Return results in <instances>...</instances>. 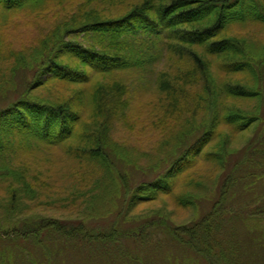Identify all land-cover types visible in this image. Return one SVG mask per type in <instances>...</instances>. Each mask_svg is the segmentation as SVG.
Wrapping results in <instances>:
<instances>
[{
    "label": "trees",
    "instance_id": "obj_1",
    "mask_svg": "<svg viewBox=\"0 0 264 264\" xmlns=\"http://www.w3.org/2000/svg\"><path fill=\"white\" fill-rule=\"evenodd\" d=\"M53 1L55 6H62L71 0ZM95 1L81 3L89 5ZM48 2L0 0V16L7 18L16 11L34 13L44 9ZM104 3L120 4L118 0ZM74 6L68 5L66 12L73 15H67L68 20L64 18L65 21L55 26L54 33L44 36L28 52L6 51L0 42V93H6L9 98L8 103L0 106V264H16L19 255L24 257L29 248L42 256L45 264H53L52 259L57 261L68 251L92 264H148L150 255L169 245L193 254L204 264H256L254 259L264 264V57L251 44L230 35L233 25L264 23L261 15L264 12L257 0H128L127 13L100 21H88L95 11L77 14L78 11H71ZM79 35L97 51L74 45ZM160 37L171 45V52L182 56L185 53L199 70L205 69V55L220 56L228 67L221 65L219 71L230 74L242 71L244 76L248 75L246 80L254 82L223 84L226 87L218 84L216 92L211 93L212 117L193 146L209 145L217 124L232 128L233 133L229 140V135L217 136L213 147L222 160L226 159L217 175L220 183L213 209L191 224L176 225L168 216L134 213L139 204L156 202L159 195L146 194L162 191L172 178H165V183L154 178L132 190L121 170L112 167L115 150L105 142V135L96 134L97 124L92 122L99 116L111 118L125 114L130 95L120 82L113 85L107 81L114 80V75L120 72L152 67L158 59V55H152L156 50L152 40L158 41ZM180 46L197 50H182ZM49 83L80 88L76 104L64 95L48 101L38 95L31 97ZM172 94L176 100L184 101L178 95L181 92ZM219 97L260 101L249 107L247 113L222 103ZM177 103L172 102L173 107ZM105 125L108 126L104 124L98 129L108 132L109 126L105 128ZM251 130L258 132L245 140L240 152L233 150L242 134ZM54 148L65 153L63 159L77 162L79 167L74 170L87 187L77 190L76 195H71L72 186L67 188L69 198L79 200V206L67 207L68 216L57 219L29 215L30 203L44 199L43 206H52L49 195L62 196L66 191L61 190L60 184L51 188L57 182L52 177L54 173H49L52 170L47 168H54L58 158L53 154L41 156ZM193 148L196 155L198 147ZM189 149L192 148L181 151L177 161L171 163V173L187 168L184 161H179L189 154ZM117 153L116 159L120 160L124 153ZM107 168L111 173L117 172L123 192L115 210L109 199L113 193L108 181H113L106 179ZM170 169L158 177L166 176ZM105 188L108 194L101 195ZM179 196L180 200H191ZM174 199L173 202H178ZM67 200L60 197L55 202ZM179 204L183 206L185 202ZM243 227L251 234L248 251L239 239ZM259 245L262 258L251 251ZM17 248L21 250L17 252Z\"/></svg>",
    "mask_w": 264,
    "mask_h": 264
},
{
    "label": "rangeland",
    "instance_id": "obj_2",
    "mask_svg": "<svg viewBox=\"0 0 264 264\" xmlns=\"http://www.w3.org/2000/svg\"><path fill=\"white\" fill-rule=\"evenodd\" d=\"M82 1L71 0L62 6H55V1L49 0L48 5L44 9L35 11L34 13L16 11L9 14L7 18L1 15L0 42L4 45L6 51L12 49L14 51L28 52L27 49L37 46L44 36L49 37V35L54 33L55 26L65 21V19L68 20L70 17L67 15H73L72 12L66 13L69 11L67 6L70 4L75 5L71 11H78L77 14H87L92 10L95 11V15H92V18L88 19V21H100L104 18L116 17L120 14L124 15L129 11L127 8L128 0H118L120 4H116L115 6L111 4L105 5V0H96L89 5L81 3ZM257 2L261 11L264 12V0H257ZM261 15L264 18V14ZM2 18L5 19V22H2ZM231 31L232 34L230 33V35L235 36V39H242L246 43L251 44L255 52H260L259 55L264 57V23L233 25ZM82 38H84L83 35L75 37L76 42L74 45H82L84 48L90 47L97 51L95 47L91 46L90 42L86 44ZM155 40V38L152 40V44L156 48L152 55H158L156 56L158 59L155 60V64L152 67L144 68L141 71L131 69L120 72L114 75V80L107 81V83L113 85H116L115 83L118 82L124 85L128 95H130V105L127 107L129 109L122 116L111 118L99 116L92 122L97 124L95 126L96 134L102 133V137L105 135V142H109L115 150L113 151L114 158H111V161H113L112 167L121 170L122 175L132 187V190L144 182L153 181L154 178H156L155 180L160 179V183H165V178H172L169 183H165V186L163 185L162 191L157 190L151 194H146L159 195L156 202L152 204H139L134 213L139 215L154 213L155 215L168 216V219L170 218L176 225L191 224L199 221L213 209L218 197V186L220 183L217 175L220 173V169L223 168L222 161L226 162L225 158L222 160L218 156L216 149H213V147L216 145L217 136L229 135L227 136L229 140L233 133L232 128L228 126L227 128L219 127L217 124L216 128H214L213 141L209 145L198 144V146H193L196 137H199L201 132L204 131L206 122L212 117V114L209 113L213 99L211 93L216 92L218 84L219 87H226L223 84L230 83L235 85L238 83L239 85H245L254 82L253 79L246 80L245 77L248 75L244 76L242 71L234 74L219 71L221 65H224V68L228 67V64H225L226 60H223L220 56L205 55L206 57L203 59L205 69L199 70L185 53L182 56L178 55L177 52H171L169 47L171 45L164 40V37H160L158 41ZM4 47L2 46V49ZM179 49L197 50L188 46H180ZM110 51L109 53H111ZM78 55H81V53ZM225 56L228 57L227 55ZM228 59L231 60L230 57ZM250 65L255 68L253 62ZM81 68L84 70L83 67ZM110 84L109 86L112 87ZM255 84L259 86L257 81ZM15 85H19V79L15 81ZM213 87H215V90H213ZM7 89L11 90L9 86ZM79 89L74 86L73 89H69L60 83H49L31 94V97L38 95L40 98L48 101L64 95L68 98V101L75 102L76 104L77 95L80 92ZM172 92H181L182 94L178 95H181L180 97L184 101L181 102L179 98L176 100ZM167 93L170 95H167ZM2 94L3 92L0 93V95ZM187 94L191 96L187 97ZM7 99H9L8 95L4 93L0 97V106L8 103L9 100ZM215 99L217 101L218 97H215ZM219 99L222 103L234 105L237 109L246 110L247 113H250L247 110L249 107H253L260 101L251 100L245 102L237 97L227 99L226 97H219ZM174 101L178 102L176 107H173L172 102ZM166 107H169V109H166ZM246 116L249 117L251 115ZM104 124L109 126L108 132L98 129L102 128ZM179 124L182 125L175 131L174 128ZM108 126L105 125V128ZM256 132L258 131L255 130L253 132L251 130V132L248 131L242 134L243 137L239 138V141H236L233 150L236 149L235 151L240 152L245 147V140L255 135ZM193 147H198L196 155H193L195 152ZM186 148L192 149H189V154L180 160L179 163L184 161L187 164V168L185 167L186 169L182 172L179 170L178 172L174 171V174L171 173L172 168H169L171 163L174 160L177 161L181 151H184ZM118 151L124 153V155L119 156L120 160L116 159ZM108 153L110 155V152ZM50 154L58 158L56 159L57 163L54 168H47V170H52L49 173H54L52 177L57 182L51 185V188L60 184L61 190L66 191H63L62 196L49 195L52 206H43L46 203L44 199L30 203L32 209L29 215L61 219L64 215L68 216L65 211L68 206H73L72 204L79 206V200L69 198L67 188L72 186L74 190L71 191V195H76L77 190H81L80 188L87 186L86 183L79 180L80 176L74 170H77L79 167L77 162L67 157L66 160L63 159L62 156L65 153L61 149H47L41 156L46 157ZM172 167H175V165ZM166 169H170L167 175L158 177ZM107 171L109 174L106 176V179L113 181L112 183L108 181V186H110V192L113 193L109 199H111V204H113L115 210L117 208V201L123 192L121 191L122 188L117 172L112 171L111 173L110 168H107ZM98 189L100 190L99 186L97 187ZM101 191V195H107L109 192L107 188ZM179 195L188 197L191 200L186 198L180 200L178 199ZM0 197H2L1 193ZM60 197L68 198V200L66 202H55ZM175 197L178 199V202H173ZM179 202H185V205L181 206ZM8 220H10V217ZM237 229H240V227L238 226ZM243 231L244 233L242 231L239 232V239L242 245L246 247L245 250L248 251L250 248L248 239L251 238V234L249 232L246 233L245 229ZM260 245L257 246L256 250L252 247L251 251H255L254 253L257 257L260 254V258H262V248ZM16 250L19 252L21 248H17ZM19 256L15 261L16 264H32V262L34 264H45L44 258L40 257L31 248L26 251L24 257ZM50 262L53 264H92L69 253V251L68 253L64 252L61 257H58L57 261L52 259ZM149 262L148 264H204L193 254L173 245L165 247L157 254L150 255ZM254 262L260 264L258 259H254Z\"/></svg>",
    "mask_w": 264,
    "mask_h": 264
}]
</instances>
